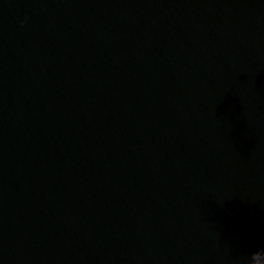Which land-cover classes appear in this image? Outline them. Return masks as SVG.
Here are the masks:
<instances>
[{
	"label": "water",
	"instance_id": "95a60500",
	"mask_svg": "<svg viewBox=\"0 0 264 264\" xmlns=\"http://www.w3.org/2000/svg\"><path fill=\"white\" fill-rule=\"evenodd\" d=\"M257 250L264 0H0V264Z\"/></svg>",
	"mask_w": 264,
	"mask_h": 264
},
{
	"label": "clouds",
	"instance_id": "9594fccd",
	"mask_svg": "<svg viewBox=\"0 0 264 264\" xmlns=\"http://www.w3.org/2000/svg\"><path fill=\"white\" fill-rule=\"evenodd\" d=\"M249 264H264V250L252 252Z\"/></svg>",
	"mask_w": 264,
	"mask_h": 264
}]
</instances>
